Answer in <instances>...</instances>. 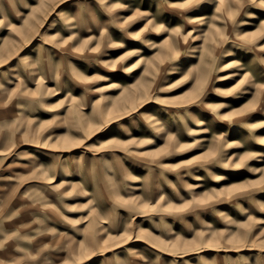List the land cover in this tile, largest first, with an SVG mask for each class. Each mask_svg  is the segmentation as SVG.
Listing matches in <instances>:
<instances>
[{
    "label": "rangeland",
    "instance_id": "obj_1",
    "mask_svg": "<svg viewBox=\"0 0 264 264\" xmlns=\"http://www.w3.org/2000/svg\"><path fill=\"white\" fill-rule=\"evenodd\" d=\"M0 264H264V0H0Z\"/></svg>",
    "mask_w": 264,
    "mask_h": 264
},
{
    "label": "bare ground",
    "instance_id": "obj_2",
    "mask_svg": "<svg viewBox=\"0 0 264 264\" xmlns=\"http://www.w3.org/2000/svg\"><path fill=\"white\" fill-rule=\"evenodd\" d=\"M218 1H219L220 3H222V0H218ZM233 62H234V61H233ZM233 62H232V63H233ZM229 64H231V63H229Z\"/></svg>",
    "mask_w": 264,
    "mask_h": 264
}]
</instances>
